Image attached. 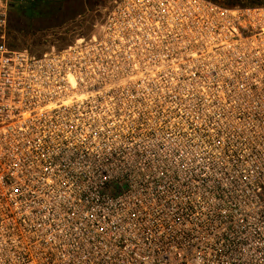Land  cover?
<instances>
[{
  "label": "built area",
  "instance_id": "1",
  "mask_svg": "<svg viewBox=\"0 0 264 264\" xmlns=\"http://www.w3.org/2000/svg\"><path fill=\"white\" fill-rule=\"evenodd\" d=\"M0 264H264V5L112 0L96 32L8 45Z\"/></svg>",
  "mask_w": 264,
  "mask_h": 264
},
{
  "label": "rangeland",
  "instance_id": "2",
  "mask_svg": "<svg viewBox=\"0 0 264 264\" xmlns=\"http://www.w3.org/2000/svg\"><path fill=\"white\" fill-rule=\"evenodd\" d=\"M112 0H41L30 17L21 9H11L8 17V45L42 54L51 48L64 49L79 36L96 32ZM220 4L260 6L264 0H215Z\"/></svg>",
  "mask_w": 264,
  "mask_h": 264
},
{
  "label": "trees",
  "instance_id": "3",
  "mask_svg": "<svg viewBox=\"0 0 264 264\" xmlns=\"http://www.w3.org/2000/svg\"><path fill=\"white\" fill-rule=\"evenodd\" d=\"M40 1L41 0H33L32 2H30L26 7H13V9H21V10H23L24 12H25V10H27V9H30V10H32V9H34V8H36L38 5H39V3H40ZM213 1H215V0H213ZM223 5H225V6H228V7H233V6H237V4H234V3H223Z\"/></svg>",
  "mask_w": 264,
  "mask_h": 264
},
{
  "label": "water",
  "instance_id": "4",
  "mask_svg": "<svg viewBox=\"0 0 264 264\" xmlns=\"http://www.w3.org/2000/svg\"><path fill=\"white\" fill-rule=\"evenodd\" d=\"M25 13H26V16H27V17H30L31 10H30V9H27V10H25Z\"/></svg>",
  "mask_w": 264,
  "mask_h": 264
}]
</instances>
